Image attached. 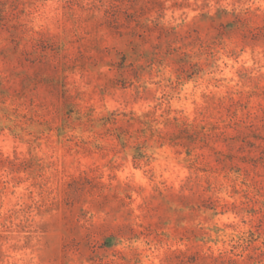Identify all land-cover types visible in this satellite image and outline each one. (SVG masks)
Masks as SVG:
<instances>
[{"label": "clouds", "instance_id": "1", "mask_svg": "<svg viewBox=\"0 0 264 264\" xmlns=\"http://www.w3.org/2000/svg\"><path fill=\"white\" fill-rule=\"evenodd\" d=\"M0 264H264V0H0Z\"/></svg>", "mask_w": 264, "mask_h": 264}]
</instances>
